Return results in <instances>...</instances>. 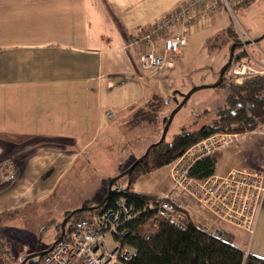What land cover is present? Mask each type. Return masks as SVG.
Instances as JSON below:
<instances>
[{"label": "crops", "instance_id": "crops-1", "mask_svg": "<svg viewBox=\"0 0 264 264\" xmlns=\"http://www.w3.org/2000/svg\"><path fill=\"white\" fill-rule=\"evenodd\" d=\"M182 1L0 0V158L11 157L16 168L11 186L0 192V212L51 198L84 153L112 131L127 129L138 106L169 93L175 101L178 91L187 92L197 83L191 74L184 76L179 57L172 68L148 70L141 67L137 51L126 46L130 36ZM214 15L195 30L216 23ZM215 92L192 95L187 104L191 113L182 127L195 120L196 105ZM157 132L150 131L141 149L158 139ZM11 147L21 149L3 156ZM234 169L264 170V133L224 147L211 176ZM172 185L169 164L142 174L132 191L161 196ZM176 196L179 207L208 230L247 253L264 256V203L251 234L217 219L185 191ZM71 209L61 207L64 214Z\"/></svg>", "mask_w": 264, "mask_h": 264}, {"label": "built area", "instance_id": "built-area-1", "mask_svg": "<svg viewBox=\"0 0 264 264\" xmlns=\"http://www.w3.org/2000/svg\"><path fill=\"white\" fill-rule=\"evenodd\" d=\"M244 1L247 0H184L130 36L126 46L137 51L140 65L144 69L172 68L188 44V32L197 23L209 19L221 6L232 11L234 2ZM240 40L243 45H247L243 32H240ZM230 73L238 83L248 77L264 74V56L257 59L248 51L247 59L235 61ZM109 115L114 116L113 113ZM255 133H264V125L243 133H214L191 145L170 163L172 189L145 202L146 206L163 217L176 219L179 207L176 192L184 190L217 219L253 234L264 203V170L234 169L224 176L204 179L192 176L190 171L202 157L221 151L227 145ZM15 172L14 166L0 164V183L11 179ZM115 189L116 195L127 192L124 184L115 186ZM129 202L121 195L117 204L103 209L71 230L65 229V233L60 234L48 249L41 264H130L136 251L121 241L129 233L125 226L137 214L135 205ZM213 233L221 235L218 231ZM221 237L231 240L223 235Z\"/></svg>", "mask_w": 264, "mask_h": 264}, {"label": "trees", "instance_id": "trees-1", "mask_svg": "<svg viewBox=\"0 0 264 264\" xmlns=\"http://www.w3.org/2000/svg\"><path fill=\"white\" fill-rule=\"evenodd\" d=\"M226 32L231 35L233 30L229 29ZM214 39L212 38L211 41ZM233 43H237V46L234 49L232 64L224 74L223 83L214 88L223 95H215L216 98L211 99V102L209 101L210 96L203 104L196 105L194 121L184 125L180 132L174 134L171 139L166 138L151 148L147 156L128 175H125L128 178L125 194H113L103 207L71 215L65 227L67 231L90 220L92 216L103 209L117 204L118 198L122 195L135 205L137 213L125 226L129 233L125 238L120 237L123 243L132 246L136 251L130 264H264V256L247 253L231 241L222 238L220 234H214L213 231L194 220L183 208L178 207L176 219H169L146 206L145 202L155 196L132 191L133 184L142 174L169 165L194 143L214 133H243L264 125V74L248 77L241 83L235 82L230 73L232 65L239 59H247L248 53L244 50V45L239 36L229 43L230 46ZM214 46L211 51H214L216 56L217 45ZM228 58L229 54L221 62L215 80L218 79L220 69ZM218 97L222 98L219 100V104L216 101ZM180 98L182 99V97ZM163 100L166 103L167 98L157 97L155 98L156 102H149L148 109H151L148 112H134L135 118L132 116L130 123L135 125L139 119L141 121L146 120V118H149L147 119L148 122L156 120V112ZM190 102L191 98L185 106ZM218 106L220 107L215 110ZM164 125L163 120V127ZM160 136L154 142L159 141ZM220 154L221 151H217L202 157L193 165L190 174L200 179L213 175ZM3 163L7 164L8 167L11 166L9 159L1 160L0 164ZM15 176L16 173H13L11 179H5L0 183V192L11 186ZM101 201H92V204L97 205ZM71 212L72 210L68 211L65 217ZM1 214L3 212H0ZM52 245L47 249L51 248ZM3 255L4 250L0 247V264H4V262L6 264L8 261L7 257ZM25 257L20 260L19 264ZM43 258L44 255L31 258L25 264H41Z\"/></svg>", "mask_w": 264, "mask_h": 264}, {"label": "rangeland", "instance_id": "rangeland-1", "mask_svg": "<svg viewBox=\"0 0 264 264\" xmlns=\"http://www.w3.org/2000/svg\"><path fill=\"white\" fill-rule=\"evenodd\" d=\"M233 4L232 11L225 6L218 9L214 15L216 23H211L202 28L203 30L194 28L188 32V45L183 48L179 59L183 62L184 76L189 73L197 82L193 83V86L211 84L216 81L221 62L227 58V54H230L229 43L238 36L240 38V32L245 34V40L248 41L247 45L243 47L244 50L247 53L250 51L257 59L264 56V0H250L247 3L234 2ZM229 29L233 30L231 35L226 32ZM218 37L220 39L217 40ZM212 38L215 39L211 41ZM215 44L217 45L216 58L215 52L211 51ZM214 92L210 102L211 99L216 98L215 95H223L214 88L207 87L195 92L194 97H204ZM157 97L167 98V101L165 103L163 100L161 101L163 103L159 104L156 120L148 122L149 118L141 121L139 119L135 125L130 122L126 125L130 130L128 127L127 129L123 127L112 131L110 135L107 134L103 140L94 144L92 149L84 153L75 163L51 198L26 208L7 210L0 215V247L4 250L3 256L7 257L6 264H19L20 260L30 253L46 250L60 237L61 224L65 218L64 211H61L63 205H70L71 210H74L88 206L92 201L102 200L107 194L110 180L127 169L138 156L145 153L147 147L141 149V146L147 143L150 131L158 130L156 136L159 138L163 128V116L169 115L176 105L173 93L166 96H155L138 106L134 112L150 111L151 108L148 109V104L151 101H158H155ZM221 99L220 97L216 99L217 104ZM189 109L186 105L175 116L168 130L169 138L180 132L182 125L187 122L185 121L186 117L191 113ZM133 118L135 117L133 116ZM20 149L21 147L18 149L7 148L3 156H12ZM131 149L137 150L132 153ZM106 153H109L110 156L104 155ZM95 154H97L96 158H92V155ZM8 158L13 163L12 158ZM8 158L3 157L0 160L5 161ZM81 164H87L88 167L79 169ZM127 182L128 178L124 176L114 184L115 186L127 185ZM69 188L73 190L66 192ZM181 191L184 192V190ZM62 192H66L65 196L59 195Z\"/></svg>", "mask_w": 264, "mask_h": 264}, {"label": "water", "instance_id": "water-1", "mask_svg": "<svg viewBox=\"0 0 264 264\" xmlns=\"http://www.w3.org/2000/svg\"><path fill=\"white\" fill-rule=\"evenodd\" d=\"M247 43H248V41H247ZM236 46H237V43H233L231 45L229 58H228L227 62L221 67L219 77L214 83L195 85V86H192L187 92L178 91V93L182 97V99L179 100V98L175 97L176 106L171 110V112L168 116L164 117L163 120L165 122V125L163 127L159 141L151 143L147 147L145 153L142 156L135 159L134 162L127 169H125L123 172H121L120 174H118L117 176L113 177L110 180V182L108 184L107 194L99 204L95 205V204H92V202H91L88 206L79 207V208L72 210V212L64 218V220L61 224V234L65 233V229H66L65 227H66V224H67L71 215H73L77 212H81V211H92L96 208L103 207L106 204L108 199L113 194L116 193V191H115L116 189L113 187V184L115 183V181L119 180L120 178L124 177L125 175H128L138 165V163L141 162L145 156H147V154L150 152L152 147L156 146L160 142H163L167 138L169 127H170L172 121L174 120L175 116L185 106V104L190 100V98L192 97V95L195 92H197L198 90H201L203 88H207V87L215 88V87H218L219 85H221L223 83L224 74L232 64L233 56H234V49ZM175 93H177V90L174 91V94ZM67 212L68 211H65V214H67ZM47 251H48V249H46L44 251H38V252L30 253L29 255H27L22 260V262L20 264H25L28 259L35 258V257L41 256V255H45L47 253Z\"/></svg>", "mask_w": 264, "mask_h": 264}, {"label": "clouds", "instance_id": "clouds-1", "mask_svg": "<svg viewBox=\"0 0 264 264\" xmlns=\"http://www.w3.org/2000/svg\"><path fill=\"white\" fill-rule=\"evenodd\" d=\"M115 188V187H114Z\"/></svg>", "mask_w": 264, "mask_h": 264}]
</instances>
